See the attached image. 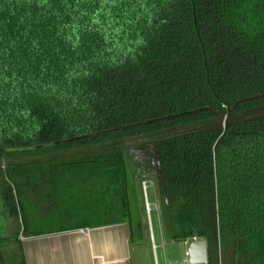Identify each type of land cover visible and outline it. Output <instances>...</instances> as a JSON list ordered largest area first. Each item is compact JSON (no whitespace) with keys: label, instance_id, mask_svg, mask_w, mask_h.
<instances>
[{"label":"trees","instance_id":"trees-1","mask_svg":"<svg viewBox=\"0 0 264 264\" xmlns=\"http://www.w3.org/2000/svg\"><path fill=\"white\" fill-rule=\"evenodd\" d=\"M264 0H0V264L18 236L131 223L152 142L165 231L264 264Z\"/></svg>","mask_w":264,"mask_h":264},{"label":"crops","instance_id":"crops-1","mask_svg":"<svg viewBox=\"0 0 264 264\" xmlns=\"http://www.w3.org/2000/svg\"><path fill=\"white\" fill-rule=\"evenodd\" d=\"M145 178L127 177L131 223L22 237L25 264H157L149 252L139 187Z\"/></svg>","mask_w":264,"mask_h":264},{"label":"rangeland","instance_id":"rangeland-1","mask_svg":"<svg viewBox=\"0 0 264 264\" xmlns=\"http://www.w3.org/2000/svg\"><path fill=\"white\" fill-rule=\"evenodd\" d=\"M264 103V96L251 97L247 99L234 101L233 104L241 107H256L258 105H262ZM141 142L135 143L134 146L124 150V155L126 159V171L127 177L130 178V175L138 173L140 176H144L146 173H150V169L152 168L151 164V152L150 147H152V142L144 141V139L140 140ZM151 179L155 180L156 190L158 199L160 202V210H161V201H160V193H159V183L155 174H153ZM148 201L150 204L153 202L152 190H148ZM151 219V231L153 236V242L156 246L155 254L157 264H172L179 263L184 259V247L180 242H175L170 239L165 231V224L163 222L162 210H161V218L159 222L157 221L156 214L152 213L150 215ZM146 225V223H145ZM22 236H18V240H21ZM152 244L149 242V252L151 255L152 252Z\"/></svg>","mask_w":264,"mask_h":264},{"label":"built area","instance_id":"built-area-1","mask_svg":"<svg viewBox=\"0 0 264 264\" xmlns=\"http://www.w3.org/2000/svg\"><path fill=\"white\" fill-rule=\"evenodd\" d=\"M139 187H140V193H141L144 219H145L147 233H148V239H149V242L152 244V250L155 251L156 246L154 245V242H153L150 215L152 213H155L158 222H159V219L161 218L160 202H159L158 195H157L155 180L151 179L150 177L142 179L139 182ZM148 190H152V193H153L152 194L153 196L152 204H150L148 201V193H147ZM181 244L184 247V259L179 263H172V264H189L188 259H187L186 250H185L186 245H187V240L184 242H181Z\"/></svg>","mask_w":264,"mask_h":264},{"label":"water","instance_id":"water-1","mask_svg":"<svg viewBox=\"0 0 264 264\" xmlns=\"http://www.w3.org/2000/svg\"><path fill=\"white\" fill-rule=\"evenodd\" d=\"M152 168L150 169V173L144 174L141 177H153L155 174L159 183L158 171L153 164V158L151 157ZM140 176V175H139ZM186 254L189 264H207V250H206V242L204 239L192 238L187 240L186 245Z\"/></svg>","mask_w":264,"mask_h":264}]
</instances>
